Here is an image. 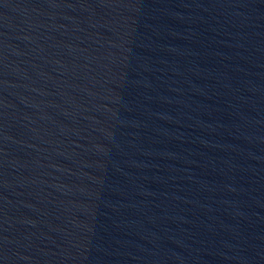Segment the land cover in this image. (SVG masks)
Here are the masks:
<instances>
[{
	"label": "water",
	"instance_id": "obj_1",
	"mask_svg": "<svg viewBox=\"0 0 264 264\" xmlns=\"http://www.w3.org/2000/svg\"><path fill=\"white\" fill-rule=\"evenodd\" d=\"M0 264H264V0H0Z\"/></svg>",
	"mask_w": 264,
	"mask_h": 264
}]
</instances>
